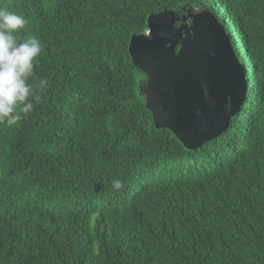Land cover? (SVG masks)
I'll return each mask as SVG.
<instances>
[{
	"label": "trees",
	"instance_id": "16d2710c",
	"mask_svg": "<svg viewBox=\"0 0 264 264\" xmlns=\"http://www.w3.org/2000/svg\"><path fill=\"white\" fill-rule=\"evenodd\" d=\"M184 7L226 27L249 82L229 129L197 150L156 127L130 53L152 15ZM0 9L29 21L16 35L42 41L35 78L49 82L27 117L0 123V264H264V0Z\"/></svg>",
	"mask_w": 264,
	"mask_h": 264
},
{
	"label": "water",
	"instance_id": "95a60500",
	"mask_svg": "<svg viewBox=\"0 0 264 264\" xmlns=\"http://www.w3.org/2000/svg\"><path fill=\"white\" fill-rule=\"evenodd\" d=\"M180 14L152 15L149 30L134 35L130 53L147 75L141 87L158 129H169L190 150L230 127L248 99L246 67L226 27L211 11L193 26L176 27Z\"/></svg>",
	"mask_w": 264,
	"mask_h": 264
},
{
	"label": "clouds",
	"instance_id": "9594fccd",
	"mask_svg": "<svg viewBox=\"0 0 264 264\" xmlns=\"http://www.w3.org/2000/svg\"><path fill=\"white\" fill-rule=\"evenodd\" d=\"M29 21L14 12L0 9V123L16 125L43 100L49 87L46 78H35V61L43 52L36 36L19 39L16 35ZM33 78L34 82L29 83ZM120 189V180L112 181Z\"/></svg>",
	"mask_w": 264,
	"mask_h": 264
},
{
	"label": "rangeland",
	"instance_id": "374dc122",
	"mask_svg": "<svg viewBox=\"0 0 264 264\" xmlns=\"http://www.w3.org/2000/svg\"><path fill=\"white\" fill-rule=\"evenodd\" d=\"M205 10L202 9H193L192 7H184L182 11H180V21L176 23V27H191L194 25L195 20L200 19V16L203 14ZM141 71V70H140ZM142 72V71H141ZM148 84V79L142 83V88H145Z\"/></svg>",
	"mask_w": 264,
	"mask_h": 264
}]
</instances>
